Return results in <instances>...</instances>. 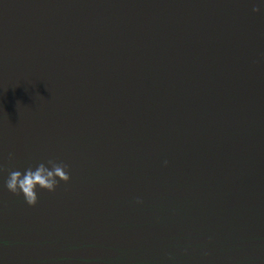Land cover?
I'll use <instances>...</instances> for the list:
<instances>
[{
    "label": "water",
    "instance_id": "obj_1",
    "mask_svg": "<svg viewBox=\"0 0 264 264\" xmlns=\"http://www.w3.org/2000/svg\"><path fill=\"white\" fill-rule=\"evenodd\" d=\"M0 167V264H264V0H0Z\"/></svg>",
    "mask_w": 264,
    "mask_h": 264
},
{
    "label": "clouds",
    "instance_id": "obj_2",
    "mask_svg": "<svg viewBox=\"0 0 264 264\" xmlns=\"http://www.w3.org/2000/svg\"><path fill=\"white\" fill-rule=\"evenodd\" d=\"M253 11H259V8L254 7ZM9 158H11V154ZM48 164L51 165V168L40 163L35 169L29 167L23 172L20 170L10 171L8 179L5 181V187L13 194H22L29 206H35L38 202L36 191L38 187L52 192L55 191L60 181L67 183L70 180L66 164L53 160H49ZM2 171L4 169L0 167V172Z\"/></svg>",
    "mask_w": 264,
    "mask_h": 264
}]
</instances>
